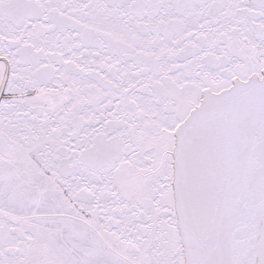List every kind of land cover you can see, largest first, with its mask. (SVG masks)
Masks as SVG:
<instances>
[{
	"label": "snow or ice",
	"instance_id": "1",
	"mask_svg": "<svg viewBox=\"0 0 264 264\" xmlns=\"http://www.w3.org/2000/svg\"><path fill=\"white\" fill-rule=\"evenodd\" d=\"M0 264H264V0H0Z\"/></svg>",
	"mask_w": 264,
	"mask_h": 264
}]
</instances>
